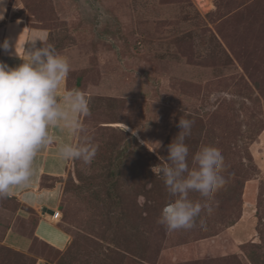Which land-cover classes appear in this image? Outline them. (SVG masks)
I'll return each mask as SVG.
<instances>
[{
  "label": "rangeland",
  "instance_id": "374dc122",
  "mask_svg": "<svg viewBox=\"0 0 264 264\" xmlns=\"http://www.w3.org/2000/svg\"><path fill=\"white\" fill-rule=\"evenodd\" d=\"M19 1L66 59L69 97L87 101L85 113L67 107L72 148L97 152L90 165L68 159L58 223L0 198V264L264 260V0H87L85 10L77 0ZM181 118L193 121L181 179L211 145L226 183L207 197L189 190L201 205L194 227L168 231L158 218L178 196L152 168L175 167L168 149ZM10 228V241L34 238L29 253L4 241Z\"/></svg>",
  "mask_w": 264,
  "mask_h": 264
},
{
  "label": "clouds",
  "instance_id": "9594fccd",
  "mask_svg": "<svg viewBox=\"0 0 264 264\" xmlns=\"http://www.w3.org/2000/svg\"><path fill=\"white\" fill-rule=\"evenodd\" d=\"M0 47L7 51L9 44L5 42ZM68 71L66 59L47 48L35 51L29 62L17 67L0 62V198L9 196L14 186H22L30 180L37 150L47 142V129L62 115L57 108L54 90ZM73 108L82 113L87 111V101L82 94L75 96ZM192 124L193 121L181 118L178 126L184 131L169 146L168 158L175 167L152 168L154 173H163L166 187L173 196H178L163 206L158 218V223L168 231L194 227V218L200 214L201 205L187 199L189 190L207 197L226 183L219 174L224 167V157L211 145L202 147L196 154L198 170L181 179L187 171L188 154L183 141L191 134ZM96 152L95 145L65 147L61 156L90 165ZM211 210L209 208L208 212Z\"/></svg>",
  "mask_w": 264,
  "mask_h": 264
},
{
  "label": "crops",
  "instance_id": "0c3cea01",
  "mask_svg": "<svg viewBox=\"0 0 264 264\" xmlns=\"http://www.w3.org/2000/svg\"><path fill=\"white\" fill-rule=\"evenodd\" d=\"M19 0H0V45L8 42L9 49L5 51L0 47V62L9 67H17L29 62L32 53L44 48L47 32L28 25L26 15L21 12ZM32 39H35L34 42ZM57 108L62 113L55 123L49 125L47 142L37 150L32 163V176L22 186H14L10 198L18 201L28 213L37 217L41 211L40 221L58 223L62 219L59 209L62 193L61 180L68 172L69 160L62 158L61 152L65 147H72L75 124V111L73 100L69 97L66 76L62 77L54 90ZM71 107V108H67ZM43 208L59 211V220H51L52 214H43ZM29 214L28 218L31 216ZM14 229H9L4 241L15 248L29 253V246H33L34 238L19 233L10 241L9 235ZM57 241V240H56ZM60 241V240H59ZM25 243L21 248L18 244Z\"/></svg>",
  "mask_w": 264,
  "mask_h": 264
},
{
  "label": "trees",
  "instance_id": "16d2710c",
  "mask_svg": "<svg viewBox=\"0 0 264 264\" xmlns=\"http://www.w3.org/2000/svg\"><path fill=\"white\" fill-rule=\"evenodd\" d=\"M44 48H47L48 49V47H47V41L44 42ZM49 51L52 52L54 55L58 54L53 49L52 50H49ZM234 224H235V221L232 220V225H234ZM250 261H251L252 264H264V260H262L260 258H255L253 256L250 257Z\"/></svg>",
  "mask_w": 264,
  "mask_h": 264
},
{
  "label": "water",
  "instance_id": "95a60500",
  "mask_svg": "<svg viewBox=\"0 0 264 264\" xmlns=\"http://www.w3.org/2000/svg\"><path fill=\"white\" fill-rule=\"evenodd\" d=\"M86 1H87V0H77V2H78V4H79V7H80L81 9H83V10L86 9V6H87V2H86ZM91 3H92V1H91ZM42 212H43V214H45V213H47V214H52V213H53V211L50 210V209H48V208H43Z\"/></svg>",
  "mask_w": 264,
  "mask_h": 264
},
{
  "label": "built area",
  "instance_id": "2783aa9c",
  "mask_svg": "<svg viewBox=\"0 0 264 264\" xmlns=\"http://www.w3.org/2000/svg\"><path fill=\"white\" fill-rule=\"evenodd\" d=\"M59 218H60V212L53 210V213L51 215V220H59Z\"/></svg>",
  "mask_w": 264,
  "mask_h": 264
},
{
  "label": "bare ground",
  "instance_id": "6f19581e",
  "mask_svg": "<svg viewBox=\"0 0 264 264\" xmlns=\"http://www.w3.org/2000/svg\"><path fill=\"white\" fill-rule=\"evenodd\" d=\"M21 224V223H20Z\"/></svg>",
  "mask_w": 264,
  "mask_h": 264
}]
</instances>
